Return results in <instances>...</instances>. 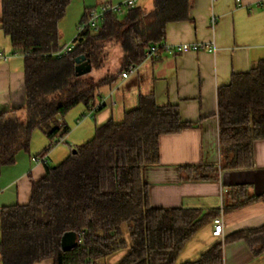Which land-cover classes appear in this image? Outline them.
Listing matches in <instances>:
<instances>
[{
	"label": "trees",
	"instance_id": "16d2710c",
	"mask_svg": "<svg viewBox=\"0 0 264 264\" xmlns=\"http://www.w3.org/2000/svg\"><path fill=\"white\" fill-rule=\"evenodd\" d=\"M73 1L4 0L0 23L13 53L25 60L26 99L21 109L0 105V175L21 152H30L36 130L51 139L39 156L47 158L53 140L70 131L63 121L69 111L78 104L93 112L103 109L101 89L114 87L154 45L164 44L169 22L187 18L192 3L154 0L151 11L136 5L109 11L98 29L80 30L73 49L63 53L60 25ZM95 8L83 14L80 27ZM113 50L120 52L118 64L104 70ZM81 55L93 66L84 75L76 70ZM219 118L223 168L253 166L254 144L264 139V58L219 90ZM188 126L177 106L161 105L154 95H145L122 121L99 125L95 136L62 164L53 166L47 159L45 175L32 180L30 201L1 208L2 264H102L127 248L128 241L130 251L119 264H176L186 242L219 214L154 207L145 171L161 162V136ZM180 169L187 180H215L219 171L214 164ZM246 194L245 186L235 187L227 211L264 199ZM71 231L80 242L64 251L62 237ZM185 264H224V244Z\"/></svg>",
	"mask_w": 264,
	"mask_h": 264
},
{
	"label": "crops",
	"instance_id": "0c3cea01",
	"mask_svg": "<svg viewBox=\"0 0 264 264\" xmlns=\"http://www.w3.org/2000/svg\"><path fill=\"white\" fill-rule=\"evenodd\" d=\"M125 1L83 0V12ZM3 4L4 0H0V21ZM136 6L151 11L154 0H137ZM165 43L199 44L201 49L188 53L163 50L159 57L146 56L128 77L120 78L114 87H103L99 100L105 102L103 109L93 112L83 104L84 111H89L94 119L92 131L86 137L90 138H85L84 142L78 138L72 144L68 141L70 136L67 137V147L58 150L60 154L47 155L48 164H62L76 147L95 136L99 125L111 120L122 121L126 112L139 106L142 96L152 94L161 105L177 106L182 120L189 124L178 133L160 138L161 162L145 171L152 205L215 211L223 216L225 223L223 235L217 237L213 234L215 220L211 217L186 242L176 264L198 261L219 243L224 244V264H264V199L234 210L226 209L235 187L245 186L249 197L264 195V139L254 144L253 166L224 169L219 118V90L230 85L234 75L249 72L264 58V0H192L187 18L167 25ZM0 51L10 55L7 60L0 59V105L21 109L26 99L25 60L13 53L11 39L1 23ZM42 134L39 145H34L33 140L30 152H21L14 164L3 168L0 211L6 205L28 203L32 180H40L45 175L46 163L40 161L39 156L51 139L43 130ZM62 152L65 154L60 156ZM203 164L219 167L215 180L184 179L181 166ZM243 232H248L244 238L232 239ZM129 251L130 241L127 248L110 255L102 264H119ZM39 264L55 263L45 260Z\"/></svg>",
	"mask_w": 264,
	"mask_h": 264
},
{
	"label": "rangeland",
	"instance_id": "374dc122",
	"mask_svg": "<svg viewBox=\"0 0 264 264\" xmlns=\"http://www.w3.org/2000/svg\"><path fill=\"white\" fill-rule=\"evenodd\" d=\"M82 2L83 0H74L73 3L68 8L66 16L61 21V25H60L61 42L63 44L72 45L74 38L77 36L78 32L80 31V20L84 13L83 12L84 4ZM97 8L100 10L102 8V5L97 6ZM9 48L10 47H8V49ZM119 58H120V52L118 50H113V52L111 53V57L107 62L104 70L107 68L109 69L111 67L117 66ZM101 72L103 73L105 71H101ZM84 107L85 106L83 104H78L71 111H69L67 115L64 117L66 123L70 125V131L64 137L57 136L53 140L54 145L50 148L48 152V156L50 155V153L53 152H58L60 154L61 151L59 152L58 150H60L64 146L67 147L66 141H67V137L69 136L70 139L68 141L72 144H73V140L75 139L81 138V141L84 142L86 139L90 138V137L88 138L86 137L92 131V125L94 124V119L89 111L88 112L86 110L84 111L85 109ZM80 109H82L81 112ZM94 135H92V137ZM33 140H35L34 145L36 144V146L42 142L43 134L41 129H38L34 132L32 144H33ZM58 140L59 142L56 143ZM32 144H31V148H32ZM70 152L71 151L69 150V153ZM63 154H65V152H62V155L60 156H63ZM51 163H52L51 165L57 166L53 162Z\"/></svg>",
	"mask_w": 264,
	"mask_h": 264
},
{
	"label": "built area",
	"instance_id": "2783aa9c",
	"mask_svg": "<svg viewBox=\"0 0 264 264\" xmlns=\"http://www.w3.org/2000/svg\"><path fill=\"white\" fill-rule=\"evenodd\" d=\"M137 0H127L123 3L120 4H106L103 5L102 8L99 10L98 8L92 9L90 12V17L87 23L82 25L80 27V30H83L86 26H91L93 28L98 29L100 23L105 19L106 14L109 11H121L124 10L125 8L129 6H134L136 5ZM73 49L72 45H66L64 50L62 51L63 53L70 52ZM201 49V45L195 44L191 45L189 43H183V44H177V45H170V44H162V45H154L150 51L147 52V57L149 58H156L159 57L161 54V51H168V52H178V53H188L191 50H199ZM10 57V55L6 54L4 51H0V59H5L7 60ZM136 68H133L129 73H124V77H128V75L131 72H134ZM94 111V108L92 109ZM59 140L56 142L58 143ZM40 161L47 162V158H39ZM225 228V223H224V218L223 216H219L215 219L214 221V230L213 234L217 237H220L223 235V231Z\"/></svg>",
	"mask_w": 264,
	"mask_h": 264
},
{
	"label": "water",
	"instance_id": "95a60500",
	"mask_svg": "<svg viewBox=\"0 0 264 264\" xmlns=\"http://www.w3.org/2000/svg\"><path fill=\"white\" fill-rule=\"evenodd\" d=\"M76 61L78 63L76 70L79 75H84L92 71L93 66L91 64L90 59L87 58L86 55H81L77 57ZM76 151L77 150L75 149L74 152ZM79 242V235L76 232L71 231L64 234V236L62 237L61 244L64 251H70L74 247H76Z\"/></svg>",
	"mask_w": 264,
	"mask_h": 264
}]
</instances>
